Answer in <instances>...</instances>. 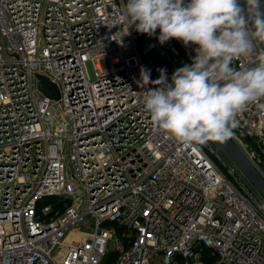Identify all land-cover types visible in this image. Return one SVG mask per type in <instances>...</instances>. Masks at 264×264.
<instances>
[{
  "label": "built area",
  "instance_id": "obj_1",
  "mask_svg": "<svg viewBox=\"0 0 264 264\" xmlns=\"http://www.w3.org/2000/svg\"><path fill=\"white\" fill-rule=\"evenodd\" d=\"M124 4L0 0V264H264V200L215 141L182 145L141 102V68L160 76L146 53L178 69L196 46L127 31ZM236 121L258 166L244 137L264 145V98Z\"/></svg>",
  "mask_w": 264,
  "mask_h": 264
},
{
  "label": "clouds",
  "instance_id": "obj_2",
  "mask_svg": "<svg viewBox=\"0 0 264 264\" xmlns=\"http://www.w3.org/2000/svg\"><path fill=\"white\" fill-rule=\"evenodd\" d=\"M120 21L148 36L158 29L160 44L196 46L192 63L176 69L170 83L164 69L155 81L140 70L141 87L156 85L140 92L152 125L182 145L224 142L237 115L264 98V48L252 66H232L264 44L261 0H127Z\"/></svg>",
  "mask_w": 264,
  "mask_h": 264
},
{
  "label": "water",
  "instance_id": "obj_3",
  "mask_svg": "<svg viewBox=\"0 0 264 264\" xmlns=\"http://www.w3.org/2000/svg\"><path fill=\"white\" fill-rule=\"evenodd\" d=\"M240 3L244 6V0H240ZM261 11L264 12V0H261ZM260 47L264 48V44L260 45ZM146 57L159 73V69L166 70L167 81L170 83L172 74L176 69L166 59L163 53L158 48L154 47L146 53ZM37 79L41 91L45 96L52 99L58 98V89L55 84L51 83L46 77L41 75H38ZM216 144L222 149L241 175L258 193L260 198L264 200V172H262L248 157L245 151L232 137L228 138L224 142H216Z\"/></svg>",
  "mask_w": 264,
  "mask_h": 264
},
{
  "label": "rangeland",
  "instance_id": "obj_4",
  "mask_svg": "<svg viewBox=\"0 0 264 264\" xmlns=\"http://www.w3.org/2000/svg\"><path fill=\"white\" fill-rule=\"evenodd\" d=\"M126 3H127V0H125ZM158 35H159V30H158ZM186 64H189V63H184V65ZM153 66V65H152ZM152 71H154V69L149 66ZM248 146L250 148V150H253L254 151V154H255V161L258 163L259 165V168L261 167V171H264V158H262V155H264V145H258L257 143L255 142H248ZM243 180L244 182L247 184V186L249 187V189L256 195V197H260L258 195V193L252 188V186L246 181V179L243 177ZM54 201V198L53 197H49V198H44L41 202L44 204H47V203H52Z\"/></svg>",
  "mask_w": 264,
  "mask_h": 264
},
{
  "label": "trees",
  "instance_id": "obj_5",
  "mask_svg": "<svg viewBox=\"0 0 264 264\" xmlns=\"http://www.w3.org/2000/svg\"><path fill=\"white\" fill-rule=\"evenodd\" d=\"M245 138V141L248 143V142H255L252 138H248V137H244ZM256 143V142H255ZM262 158H264V155H262ZM258 164V163H257ZM259 166V165H258ZM261 168V167H260ZM112 257V255H110Z\"/></svg>",
  "mask_w": 264,
  "mask_h": 264
}]
</instances>
